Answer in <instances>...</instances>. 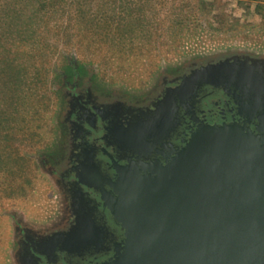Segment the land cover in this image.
Instances as JSON below:
<instances>
[{
	"label": "rangeland",
	"instance_id": "rangeland-1",
	"mask_svg": "<svg viewBox=\"0 0 264 264\" xmlns=\"http://www.w3.org/2000/svg\"><path fill=\"white\" fill-rule=\"evenodd\" d=\"M230 70L264 90V0H0V118L19 111L0 134V264L85 237L66 181L82 167L80 106L118 111L133 148L176 93Z\"/></svg>",
	"mask_w": 264,
	"mask_h": 264
},
{
	"label": "water",
	"instance_id": "water-1",
	"mask_svg": "<svg viewBox=\"0 0 264 264\" xmlns=\"http://www.w3.org/2000/svg\"><path fill=\"white\" fill-rule=\"evenodd\" d=\"M222 97L232 108L208 106L218 116L211 122L199 106ZM171 101L161 121L132 136L135 147L119 145L128 164L105 207L125 240L103 264H264L262 86L223 71ZM192 112L187 140L171 145L181 116ZM66 246L65 254L82 255L81 243Z\"/></svg>",
	"mask_w": 264,
	"mask_h": 264
},
{
	"label": "flooded vegetation",
	"instance_id": "flooded-vegetation-1",
	"mask_svg": "<svg viewBox=\"0 0 264 264\" xmlns=\"http://www.w3.org/2000/svg\"><path fill=\"white\" fill-rule=\"evenodd\" d=\"M212 104L226 113L232 108V105L227 103L223 97L209 105L204 102L199 108L205 112L206 116H210L211 122H215L213 117H218L216 113H207V111L212 112V110H207V107ZM80 110L77 114L76 130L82 150V170H78L75 174H68L66 181L82 199V233L85 236L80 242L82 255L65 254L64 252L68 250L65 249L67 246L63 243L55 245L48 251L43 250L41 253L31 248L36 264H103L115 257L116 251L120 249L119 247L125 240V232L113 220L109 210L105 207V202L117 195L120 165L128 164L124 159V152L117 143V139L125 133L123 128L125 126L121 124L124 121L116 110L104 113L84 104L80 106ZM196 114L192 112L181 116V125L173 134L171 145L182 147L181 140H187L191 130L195 127L193 117ZM89 238L94 241L93 248L86 243Z\"/></svg>",
	"mask_w": 264,
	"mask_h": 264
},
{
	"label": "trees",
	"instance_id": "trees-1",
	"mask_svg": "<svg viewBox=\"0 0 264 264\" xmlns=\"http://www.w3.org/2000/svg\"><path fill=\"white\" fill-rule=\"evenodd\" d=\"M74 3V2H73ZM72 3V4H73ZM104 5V4H103ZM107 5V4H106ZM82 6H83V4H82ZM83 9V8H82ZM82 15H86V12L85 11H83L82 10V13H81ZM87 15H89V14H87ZM86 15V16H87ZM10 89H11V87H10ZM17 91L15 90V88H13L12 90H10V93L12 94V101L13 100H15V101H23L22 99H20V98H18V96H17V93H16ZM19 93L20 92H18V95H19ZM23 103V102H22ZM18 107H19V105H18ZM23 108H25L24 106H23ZM18 109H20V107L18 108ZM19 113V111H14V112H12L11 113V115L7 118V119H3V120H1V118H0V134H1V132H2V128H3V125L5 124L7 127H6V132H7V134H6V136L7 137H11V134L13 135V132H17L16 131V124L18 123L17 122V118H16V116L17 115H19L18 114ZM29 124V122L28 121H24L23 120V126H24V130H25V132H29V126H27ZM8 150H11V149H8ZM12 155V154H11ZM0 158H1V151H0Z\"/></svg>",
	"mask_w": 264,
	"mask_h": 264
}]
</instances>
